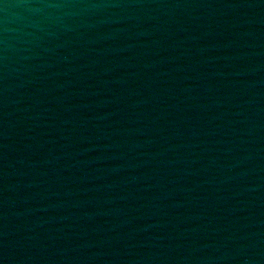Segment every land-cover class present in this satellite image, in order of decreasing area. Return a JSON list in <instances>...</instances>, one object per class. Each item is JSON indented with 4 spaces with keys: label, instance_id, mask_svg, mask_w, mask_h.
<instances>
[{
    "label": "water",
    "instance_id": "obj_1",
    "mask_svg": "<svg viewBox=\"0 0 264 264\" xmlns=\"http://www.w3.org/2000/svg\"><path fill=\"white\" fill-rule=\"evenodd\" d=\"M0 264H264V0H0Z\"/></svg>",
    "mask_w": 264,
    "mask_h": 264
}]
</instances>
